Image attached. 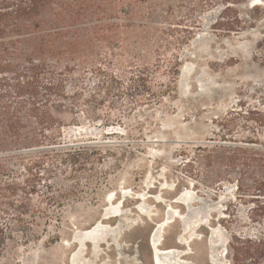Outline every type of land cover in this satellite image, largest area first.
I'll return each instance as SVG.
<instances>
[{"label": "rangeland", "instance_id": "1", "mask_svg": "<svg viewBox=\"0 0 264 264\" xmlns=\"http://www.w3.org/2000/svg\"><path fill=\"white\" fill-rule=\"evenodd\" d=\"M208 1H106L109 21L125 26L132 41L170 27L164 22L178 33L160 53L161 68L150 66L147 92L131 90L128 79L140 69L134 62L101 65L120 81L102 77L109 92L82 91V105L101 109L67 119L58 143L91 146L84 170L60 166L54 153L44 167L55 164L58 177L43 170L27 177L17 159L5 163L0 187L16 185L12 199L25 209L14 223V211L3 207L14 231L0 264H264V219L253 214L264 208V190H250L247 178L207 177L215 170L202 151L220 142L219 123L238 98L259 106L264 97L251 91L264 82V0L235 7L251 19L232 34L213 29L222 3ZM184 29H192L190 41L177 44ZM133 45L111 52L127 59ZM249 137L264 142V129Z\"/></svg>", "mask_w": 264, "mask_h": 264}, {"label": "trees", "instance_id": "2", "mask_svg": "<svg viewBox=\"0 0 264 264\" xmlns=\"http://www.w3.org/2000/svg\"><path fill=\"white\" fill-rule=\"evenodd\" d=\"M106 1L0 0V175L6 172L5 163L17 159L27 177H43L41 170L49 177H58L55 164H52L54 169L44 167L50 153L60 155V160H56L60 166L77 164L79 169H85L84 164L91 160L87 152L91 146L58 142L64 137L67 119L74 120L81 114L89 115L101 109L82 105V91L92 98L98 91L109 92L108 82L101 81L102 77L120 83L118 77L108 75L101 65L108 68L111 62L114 65L119 62L120 68L136 63L140 69L136 78L128 79L132 82L131 90L137 94L147 92L150 66L161 68L160 53L172 45L171 39L178 31L172 28V23L164 22L170 27H151L152 31L132 41L124 36L125 26L109 21L106 15L111 9L106 7ZM220 1L222 10L213 29L222 34L239 33L251 16L246 14L244 19L235 7L251 0ZM170 17L163 19L168 21ZM184 30L186 35L176 38L177 44L190 41L192 29ZM123 42L135 46L131 53H126L127 59H118L111 48ZM140 50L142 55L138 53ZM105 56L116 60H103ZM256 84L258 87L251 91L264 95V82ZM251 99L257 100L255 96ZM259 106L238 98L237 108L221 119L220 142L202 150L207 153L203 160L215 170L207 177L226 174L247 178L255 184L250 190H264V142L249 137L256 138L264 129V97L260 98ZM235 136L243 139L236 140ZM62 154L69 158H62ZM237 183L241 189L240 179ZM19 190L16 185L0 187V250L7 240L13 239L14 231L12 223L3 217L7 214L3 207L14 211V223H22L21 210L25 206L17 205L12 199L19 196ZM23 192L27 202L28 193ZM253 214L263 220L264 208Z\"/></svg>", "mask_w": 264, "mask_h": 264}, {"label": "bare ground", "instance_id": "3", "mask_svg": "<svg viewBox=\"0 0 264 264\" xmlns=\"http://www.w3.org/2000/svg\"><path fill=\"white\" fill-rule=\"evenodd\" d=\"M186 199H187V198H186ZM186 199H185V200H186ZM170 211H171V210H170ZM170 211H168V212H170ZM168 212H167V213H168ZM171 214H173V213H171ZM171 214H170V215H171ZM167 220H169V219H167ZM162 227H163V226H162ZM159 228H160V227H159ZM159 228H158V229H159ZM154 232H155V231H154ZM154 234H155V233H154ZM154 234H153V236H154ZM151 238H152V237H151ZM152 240H153V239H152ZM152 240H151V241H152ZM156 240H157V239H156ZM156 240H155V241H156ZM153 241H154V240H153ZM152 243H153V242H152Z\"/></svg>", "mask_w": 264, "mask_h": 264}]
</instances>
